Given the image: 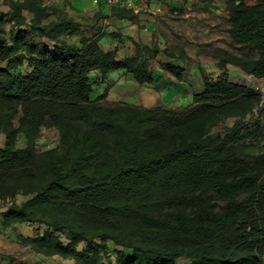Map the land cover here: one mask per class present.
I'll use <instances>...</instances> for the list:
<instances>
[{"label": "trees", "instance_id": "16d2710c", "mask_svg": "<svg viewBox=\"0 0 264 264\" xmlns=\"http://www.w3.org/2000/svg\"><path fill=\"white\" fill-rule=\"evenodd\" d=\"M253 1L226 2L231 45L242 55L222 52L219 76L204 78L191 105L172 111L91 100L90 74L124 70L151 84L156 56L181 60L184 51L136 42L119 60L96 35L71 44L81 24L56 5L2 0L13 26L9 37L0 30L2 229L42 225L35 237L16 235L20 246L76 264H264V126L254 114L262 95L225 71L229 64L264 78V0ZM109 15L133 13L110 7ZM25 62L29 74H15ZM161 69L184 75L172 63ZM226 119L233 125L212 133ZM45 128L58 132V146L36 152ZM108 242L121 249L115 260Z\"/></svg>", "mask_w": 264, "mask_h": 264}, {"label": "rangeland", "instance_id": "374dc122", "mask_svg": "<svg viewBox=\"0 0 264 264\" xmlns=\"http://www.w3.org/2000/svg\"><path fill=\"white\" fill-rule=\"evenodd\" d=\"M89 1L94 6L91 0ZM226 2L227 0H172L170 4H152L147 9L136 13L132 12L133 15L129 18L111 16L109 15V8L104 7L100 10V7L94 6L95 10L92 14L84 12L86 20L81 23L79 33L69 38L68 41L77 44L81 37L96 35L99 38L101 48L107 52L115 51L118 59L131 56L134 53V43L136 42L142 44L156 43L166 53L175 55H178L180 51H184L191 55L195 53L208 54L213 59L219 57L222 52L241 56V52L231 45L230 27L222 14L226 10ZM247 2L254 4L253 0H247ZM7 8L0 0V30L9 37L13 26L7 22ZM23 29L25 30V28H22V32L18 35H24L25 31ZM209 31H216V33L210 34ZM111 33L118 37L111 36ZM36 43L39 45V49L52 48L51 43L46 40H39L38 42L36 40ZM164 57L167 58L164 53L158 54L150 63V67L152 65V68L157 70V64L159 63L161 68ZM183 63L188 65V62ZM30 70L25 62L14 73L27 75ZM225 71L231 81H238L242 84L247 83V81L240 80L239 77L242 76L237 75L239 73L237 67L228 69L225 67ZM128 75L124 70L122 75H118V79H123V89L119 91L116 88L113 89L114 83L105 82L97 72H92L90 83L93 89V100H98L104 105L125 104L137 107L148 105V108L161 107L172 111H182L191 105L189 93L174 94L170 91L165 92L159 85L137 86L129 82L130 80L126 78ZM200 75L203 79H208L210 76L202 70H200ZM260 81H262V84L259 87L262 88L264 87V80ZM105 92L106 97L101 99L100 96ZM121 93H123V102L118 101ZM258 113L264 126V102L254 112L255 115ZM247 120L248 118L245 119V121ZM233 122L234 119H226L214 127L212 133H221L224 127L232 126ZM3 143V137L0 135V147L3 146ZM17 145L19 147L24 146V140L21 137L18 138ZM57 146L58 132L55 129H42L36 141V152L53 149ZM261 146L264 149V140L261 142ZM21 200H24V197L18 196L16 198L17 202ZM3 205L0 202V211L3 210ZM44 229L45 227L42 225L22 223L2 230L9 237L6 239L3 236V243L0 241V245L4 247L1 248L0 246V249L4 250L3 253H0V264H5L8 258L11 257L16 262L24 264L35 262L40 264H76L74 260L62 259L57 255L43 256L35 254L28 247L20 246L16 240V235L35 237L40 235ZM61 238L63 239V236ZM95 243H98V241ZM82 247H84V244L79 245V249ZM106 249L112 260H115L117 253L121 251L110 242L106 244ZM187 263L188 260L185 258L176 260V264Z\"/></svg>", "mask_w": 264, "mask_h": 264}, {"label": "crops", "instance_id": "0c3cea01", "mask_svg": "<svg viewBox=\"0 0 264 264\" xmlns=\"http://www.w3.org/2000/svg\"><path fill=\"white\" fill-rule=\"evenodd\" d=\"M45 3L47 4H53L56 5L58 8L63 10L65 13L68 14L69 17L73 18L74 21L78 23H83L86 20V17L84 15V12L87 14H92L95 10V7L90 4L89 0H44ZM248 3V2H247ZM251 4V3H248ZM7 14L9 13V8H7ZM224 18L227 19L228 17V12L225 10V12L222 13ZM24 30V29H23ZM28 30L25 28L24 31ZM215 30V29H213ZM207 31V30H206ZM210 34H215L216 31H209ZM74 44V43H71ZM111 52V51H109ZM186 53V52H185ZM186 58L181 59V60H175L172 58H166L164 57L163 64L165 63H172L174 65H178L180 67L184 68V75L180 80L175 79L172 77L170 74L165 72L163 69L159 67V63L157 64L158 69L155 70L152 68L151 65V76L153 79V82L151 84H142L139 85L137 82H135L132 77L126 76L128 78L131 84H136L137 86H153V85H159L165 92L170 91V93H189L188 96L191 99V96L193 93L199 92L202 88V81L203 78H201L200 75V70L204 71L206 75H210L208 79H215L216 77L219 76L221 73V70H219L215 63V59H213L211 56L208 54L204 53H195L194 55H191L189 53H186ZM123 60V58L119 59ZM183 62H188L187 64H184ZM162 64V62H160ZM226 68H235L232 65H226ZM239 70V69H238ZM237 73L240 80L247 81L245 85L253 88L254 90L258 91L262 95V103L264 102V87L260 88L259 85L262 84V81L264 78H254L253 76L244 74L240 70ZM123 74V70H116L112 71L105 78H102L105 82H112L114 83L113 89L116 88L117 90H122L123 89V79H118V75ZM131 78V79H130ZM252 78V79H249ZM253 80V81H252ZM236 83H240L238 81H233ZM249 83V84H248ZM119 88V89H118ZM121 98V99H120ZM90 99L93 100L92 94L90 96ZM118 101L123 102V93L118 98ZM144 104V103H143ZM138 105V104H137ZM143 107L148 108L149 106L147 105H141ZM22 201V200H21ZM20 201V202H21ZM1 212V211H0ZM1 217H0V241L3 243V238L5 237L6 239L9 237L7 233L2 232V227H1ZM4 236V237H3ZM1 246V245H0ZM1 248H4L1 246ZM3 249H0V253H3Z\"/></svg>", "mask_w": 264, "mask_h": 264}, {"label": "built area", "instance_id": "2783aa9c", "mask_svg": "<svg viewBox=\"0 0 264 264\" xmlns=\"http://www.w3.org/2000/svg\"><path fill=\"white\" fill-rule=\"evenodd\" d=\"M91 2L96 7H119L136 13L147 9L152 4H170L172 0H91Z\"/></svg>", "mask_w": 264, "mask_h": 264}]
</instances>
